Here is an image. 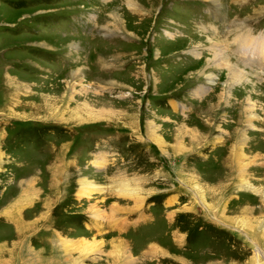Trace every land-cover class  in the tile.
<instances>
[{
	"label": "rangeland",
	"instance_id": "rangeland-1",
	"mask_svg": "<svg viewBox=\"0 0 264 264\" xmlns=\"http://www.w3.org/2000/svg\"><path fill=\"white\" fill-rule=\"evenodd\" d=\"M263 47L264 0H0V264H264Z\"/></svg>",
	"mask_w": 264,
	"mask_h": 264
},
{
	"label": "bare ground",
	"instance_id": "bare-ground-1",
	"mask_svg": "<svg viewBox=\"0 0 264 264\" xmlns=\"http://www.w3.org/2000/svg\"><path fill=\"white\" fill-rule=\"evenodd\" d=\"M210 38V37H209ZM256 38H258V37H253V36H246L245 37V35H238L237 37H236V39H238V40H240V48L241 49H243V48H246L248 51H250V52H252V49H249V47L250 46H256L257 45V43H263L262 41H260V40H256ZM208 42H210V44L212 45V46H214V47H216L217 49H216V51H213L212 52V59H213V64L215 65V66H218V67H227V69L228 68H230V69H228L229 70V72L230 73H233V74H236V75H238L239 77H242L243 75H244V71H242V70H240V67H237V66H233L232 64H230L229 63V61H228V54L226 55L225 54V52H224V49L225 48H223V46H222V44H221V46H219V44H217L214 40H212V39H208ZM241 43L243 44V45H241ZM251 44V45H250ZM254 44H256V45H254ZM258 46H260L261 47V45H259L258 44ZM225 47V46H224ZM264 48V47H263ZM263 50V49H262ZM262 52H264V51H262ZM263 53H261V52H256L255 53V56H252V57H249V58H247L248 60H254L255 58H257L258 57V60L259 61H261V62H263ZM251 58H254V59H251ZM245 64H247L246 62H245ZM212 76H214V75H212V74H209V75H207V77H208V81H209V83H211L212 82ZM201 90L200 89H198L197 90V92L196 93H199ZM148 125V124H147ZM152 138V141L153 142H155L156 144H158L159 146H161L164 142H163V140H162V137H160L159 135H154L153 134V137H151ZM97 163H98V161H97ZM98 164H100V163H98ZM86 179H84V178H82L80 181H79V184H80V187H81V189H82V192H84L86 195H89L90 193V191L91 190H97L98 189V185L97 184H93V185H91V186H87V187H85L89 182H86L85 181ZM84 196V195H83ZM97 204V203H96ZM96 206H98V205H96ZM118 208H120L119 207V205H118ZM103 211V210H102ZM100 212V211H99ZM102 214V213H101ZM69 242V241H68ZM96 244H99V242H96V243H94V242H92L91 243V245L90 246H88V242H86V245H83L82 246V248H84V249H90V248H93V247H95V245ZM70 245V244H69ZM72 245H75V243H72ZM101 245V244H100ZM88 246V247H87ZM69 247V246H68ZM258 249V248H257ZM90 251V250H89ZM262 254V253H261Z\"/></svg>",
	"mask_w": 264,
	"mask_h": 264
},
{
	"label": "crops",
	"instance_id": "crops-1",
	"mask_svg": "<svg viewBox=\"0 0 264 264\" xmlns=\"http://www.w3.org/2000/svg\"><path fill=\"white\" fill-rule=\"evenodd\" d=\"M114 179V178H113ZM115 182L117 183V181L115 180ZM119 183H120V187H121V185H123L122 183H123V181H119ZM126 185V187H122L121 189H128V188H132L131 187V185L129 184V183H127V184H125ZM107 188H109V186L107 187L105 184H104V189H107ZM140 188V187H139ZM118 189H120V188H118ZM105 191V190H104ZM118 193H119V191H118ZM126 195H123L122 194V197H125ZM104 198H105V195L103 196ZM141 199H143V201H144V198L142 197V196H139L138 197V199L136 200V201H138V203L137 204H135V201L132 199V201L131 202H133V206H129L128 205V203H130V202H127L126 204H125V206H123V207H125V209H123L122 210V212H124V211H128V210H134V209H138V207H140V205H141V203H140V201H141ZM142 201V202H143ZM119 213H121V211L119 212ZM117 230H118V232L119 233H121L123 230H124V227L123 226H118L117 227ZM121 239H124L123 237H120ZM80 239H84L83 237H81ZM100 241V240H99ZM97 239H95V238H91L90 240H87V242H88V246H90L91 245V242H94V243H96V242H99ZM77 244L81 247V245H83V242H81L80 244H79V242H77ZM75 245H76V243H75ZM87 246V247H88ZM155 247V246H154ZM84 249V248H83Z\"/></svg>",
	"mask_w": 264,
	"mask_h": 264
}]
</instances>
